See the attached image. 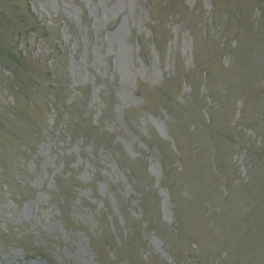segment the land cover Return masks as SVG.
Masks as SVG:
<instances>
[{"label": "rangeland", "instance_id": "374dc122", "mask_svg": "<svg viewBox=\"0 0 264 264\" xmlns=\"http://www.w3.org/2000/svg\"><path fill=\"white\" fill-rule=\"evenodd\" d=\"M0 264H264V0H0Z\"/></svg>", "mask_w": 264, "mask_h": 264}, {"label": "trees", "instance_id": "16d2710c", "mask_svg": "<svg viewBox=\"0 0 264 264\" xmlns=\"http://www.w3.org/2000/svg\"><path fill=\"white\" fill-rule=\"evenodd\" d=\"M35 244H37V245H36V246L34 245V247H33V248L31 249V251H30V252H32V253H33V252H36L37 248L40 247V244H41V243H35ZM19 249L21 250L22 254H25V253H26V249H24V248H22V247H20Z\"/></svg>", "mask_w": 264, "mask_h": 264}]
</instances>
